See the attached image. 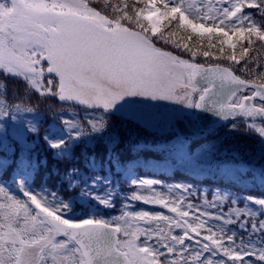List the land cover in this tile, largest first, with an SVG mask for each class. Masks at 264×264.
<instances>
[{
	"label": "snow or ice",
	"instance_id": "snow-or-ice-1",
	"mask_svg": "<svg viewBox=\"0 0 264 264\" xmlns=\"http://www.w3.org/2000/svg\"><path fill=\"white\" fill-rule=\"evenodd\" d=\"M262 58L264 0H0V133L19 141L0 160V264H264V193L247 188L264 189ZM9 79L23 96L7 97ZM32 95L60 105L43 135ZM161 102L170 117L149 125ZM209 118L257 138V168L230 167L196 138ZM141 125L165 134L149 144L131 134ZM125 144L159 153L161 170L206 169L231 186L147 178ZM38 149L75 161L60 190Z\"/></svg>",
	"mask_w": 264,
	"mask_h": 264
},
{
	"label": "trees",
	"instance_id": "trees-1",
	"mask_svg": "<svg viewBox=\"0 0 264 264\" xmlns=\"http://www.w3.org/2000/svg\"><path fill=\"white\" fill-rule=\"evenodd\" d=\"M261 63H264V58H262ZM24 84L20 80L9 79L6 82L7 97L11 98L14 94L18 97L24 95ZM4 88L0 87V96L4 94ZM10 102H18L11 101ZM27 103L34 107L36 111L42 117V123L39 124V129L41 135H43L45 129L48 127L49 123L52 121V113L54 111H60V105L55 99H41L38 95H32ZM32 114L23 117L25 121L32 119ZM125 118L120 117L118 114L114 117V127L117 131L121 132L125 137L129 135L128 124L122 122ZM10 123V122H9ZM59 125V121H56ZM143 131L131 130L133 137L139 136L142 140H147L149 144L152 143L154 136L156 138L161 137L165 133L155 132L150 128H145L143 125L140 126ZM27 136V134H25ZM202 141H206L209 146L215 144L219 148L218 155L225 163L232 167H242V168H257L260 163V153L261 146L257 138L254 135L245 134L243 127L239 132H229L228 127H221L219 124H214L209 127L202 129V135L196 137ZM16 141V143H14ZM31 142L30 140L28 141ZM19 141H17L16 135L13 130L9 127L5 132L0 133V160L7 159L11 162L13 153L19 154ZM127 144L123 145L121 151L124 156L129 157L127 159L128 164H134L136 160L141 161L140 163L144 166H138V174H143L147 178H158L164 180L166 183H172L173 181L187 180L188 182L198 185L201 189L208 190L209 192L216 186L222 188H228L231 186V181L219 172L214 175L212 171L201 170L198 171L199 175H191L183 172L180 169H171L170 171H164L163 165L165 160L157 152H152V154L144 155L141 153L137 156L135 151L129 153L127 150ZM40 158L47 159L49 161L48 167L45 170L44 177L48 182V185L54 186L56 190H60V176L65 173V170H70L71 163L75 161H62L53 158L48 150L38 149ZM79 155V152H77ZM235 156L240 163L237 165H232L231 157ZM152 165H157V169H154ZM78 167H82L81 163H77ZM66 182V181H65ZM126 189L128 186L123 185ZM244 185H235V188H241ZM247 188L252 192V194L259 196L264 193V189H260L258 186H254L251 180L247 181ZM101 214L108 218L112 215L119 214V205L117 209L113 211L101 210ZM77 216L81 215L78 211Z\"/></svg>",
	"mask_w": 264,
	"mask_h": 264
},
{
	"label": "rangeland",
	"instance_id": "rangeland-1",
	"mask_svg": "<svg viewBox=\"0 0 264 264\" xmlns=\"http://www.w3.org/2000/svg\"><path fill=\"white\" fill-rule=\"evenodd\" d=\"M173 107L175 106L167 104L166 102H161V108L148 110L147 112L144 113V120L149 125H152V126L160 125L170 117L171 115L170 109Z\"/></svg>",
	"mask_w": 264,
	"mask_h": 264
},
{
	"label": "water",
	"instance_id": "water-1",
	"mask_svg": "<svg viewBox=\"0 0 264 264\" xmlns=\"http://www.w3.org/2000/svg\"><path fill=\"white\" fill-rule=\"evenodd\" d=\"M184 126H187V120H183L182 122H181ZM201 124H202V126H203V128L204 127H208V126H210V125H212V124H214L213 122H212V119L211 118H209L208 120H202L201 121Z\"/></svg>",
	"mask_w": 264,
	"mask_h": 264
}]
</instances>
